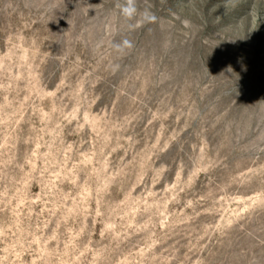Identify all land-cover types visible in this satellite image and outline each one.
I'll return each instance as SVG.
<instances>
[{"label":"rangeland","instance_id":"obj_1","mask_svg":"<svg viewBox=\"0 0 264 264\" xmlns=\"http://www.w3.org/2000/svg\"><path fill=\"white\" fill-rule=\"evenodd\" d=\"M136 2L0 0V264H264V0Z\"/></svg>","mask_w":264,"mask_h":264},{"label":"clouds","instance_id":"obj_2","mask_svg":"<svg viewBox=\"0 0 264 264\" xmlns=\"http://www.w3.org/2000/svg\"><path fill=\"white\" fill-rule=\"evenodd\" d=\"M117 7L119 8L120 14L127 20L132 21L138 16L137 2L136 0H123V3H118ZM157 21V16L145 9L143 12L139 13V19L135 25L130 24V28L138 27L145 24L155 23ZM111 47L115 52L121 56L127 55L134 47V42L127 37L123 38L119 42H112ZM121 65L114 63L110 65V70L113 74L120 71Z\"/></svg>","mask_w":264,"mask_h":264}]
</instances>
